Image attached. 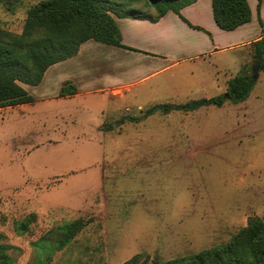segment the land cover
Returning a JSON list of instances; mask_svg holds the SVG:
<instances>
[{"label": "rangeland", "instance_id": "374dc122", "mask_svg": "<svg viewBox=\"0 0 264 264\" xmlns=\"http://www.w3.org/2000/svg\"><path fill=\"white\" fill-rule=\"evenodd\" d=\"M39 1L0 0V28L20 33ZM247 1L255 12L256 0ZM134 7L156 15L144 0ZM101 47H89V66H79L88 72L79 95L58 96L67 72L57 64L38 85L22 83L35 101L0 108V232L14 264H120L141 252L164 263L228 242L251 215L264 221V70L243 102L145 114L155 104L222 95L217 69L234 74L241 61L251 74V48L143 81L160 61L111 58ZM120 78L129 83L108 98L101 87ZM164 78L182 83L156 89ZM29 212L36 221L17 232L14 222ZM77 218L84 227L55 248L58 228Z\"/></svg>", "mask_w": 264, "mask_h": 264}, {"label": "trees", "instance_id": "16d2710c", "mask_svg": "<svg viewBox=\"0 0 264 264\" xmlns=\"http://www.w3.org/2000/svg\"><path fill=\"white\" fill-rule=\"evenodd\" d=\"M138 1L142 0H41L29 9L20 33L0 28V108L35 101L22 83L38 85L48 67L76 55L81 44L89 39L139 51L121 42L114 16L156 21L172 10L191 27L208 33L203 27L191 24L180 12L182 7L196 0H144L156 10L155 16L141 14L134 7ZM260 5L261 0H257V20L263 33ZM211 8L214 22L223 30H233L251 20L247 0H211ZM251 50L253 63H259V68L264 70V36L251 43ZM254 82L251 74L242 71L228 81L222 95L179 104H155L145 114L158 109L167 112L172 109L193 110L210 104L221 106L227 100L242 102L249 96ZM76 92L75 85L64 81L58 96H70ZM36 218L35 212H29L14 222L15 230L19 233L28 231ZM85 224L86 221L77 218L62 225L51 244L57 249L62 248ZM2 239L4 236L0 232V264H14L9 254L14 247ZM48 260L49 257L39 258L36 264H46ZM120 264H264V221L251 215L247 224L228 242L164 263L141 252Z\"/></svg>", "mask_w": 264, "mask_h": 264}, {"label": "crops", "instance_id": "0c3cea01", "mask_svg": "<svg viewBox=\"0 0 264 264\" xmlns=\"http://www.w3.org/2000/svg\"><path fill=\"white\" fill-rule=\"evenodd\" d=\"M250 8L252 13L251 20L233 30H223L216 25L212 16L211 0H208L206 8H204L202 0H196L193 3L180 9L181 14L191 24L203 27L208 31V33L203 30L191 27L172 10L167 11L156 21H151L149 19L114 16L116 24L120 31L121 42L125 45L136 48L139 51L123 48L113 44L99 42L94 39H89L81 44L76 55L48 67V69L44 73L42 81L47 76L50 68H53V66L60 64L58 66L63 67L67 72L66 76L61 81V86L64 81H71L75 84L77 91L73 95L63 97H74L79 95L81 91L80 84H83L82 79H88V72H82V70L80 71V69H83V67L79 66L83 64V62H88L89 66L90 60L85 57V53L90 51L89 47L93 46H102L101 48L104 49L107 55H110L111 58L132 55L145 63L160 61L161 64L159 67L153 68L150 72H148L147 74H143L140 77V80L143 81L157 76L160 71L170 70L178 66L180 67L182 64H189L191 61L200 58L204 59L207 56H211L212 54L214 55L224 50H231L236 47H239L240 49L241 47L246 46L251 48V43L264 36V32H261V27L257 20L256 11L254 12L252 7ZM260 17L262 19L264 28V0H261ZM82 48H84V50ZM117 67L123 68L122 60L117 61ZM240 67L241 61L234 74L227 73V70L229 69L218 68L215 75L217 80L216 84H218L217 82L219 81V84L225 91L227 89L228 81L235 75L242 72L240 71ZM191 69L192 68L190 67L186 69L188 70L187 78L188 85L190 84V86H192V84L190 83L192 81V78L195 77V75L192 74ZM220 71L224 72V78H222V75H220L222 74V72ZM137 77L138 76H133V79L138 80ZM185 78L186 76H181V78H178V80L184 81ZM125 80V78H123V80L122 78H120L119 81L121 82H113V84H107L101 87V89H104L106 96L109 98L111 91L119 89L118 87H125V85L129 83H126ZM175 80H170L168 78L159 79L155 83V88L157 89V86L158 89L167 88L171 85L175 86L176 84H178L176 83L177 80ZM180 83L182 82H179V84ZM95 90L99 89H97L96 87H89L87 89V92H93ZM226 102H229V100H227ZM210 105H202L196 109Z\"/></svg>", "mask_w": 264, "mask_h": 264}, {"label": "water", "instance_id": "95a60500", "mask_svg": "<svg viewBox=\"0 0 264 264\" xmlns=\"http://www.w3.org/2000/svg\"><path fill=\"white\" fill-rule=\"evenodd\" d=\"M259 63H255L251 67V77L255 81L258 78Z\"/></svg>", "mask_w": 264, "mask_h": 264}]
</instances>
